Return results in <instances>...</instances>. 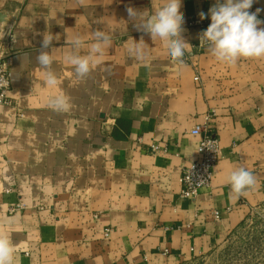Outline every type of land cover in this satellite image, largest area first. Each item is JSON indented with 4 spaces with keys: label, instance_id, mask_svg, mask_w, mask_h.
<instances>
[{
    "label": "crops",
    "instance_id": "0c3cea01",
    "mask_svg": "<svg viewBox=\"0 0 264 264\" xmlns=\"http://www.w3.org/2000/svg\"><path fill=\"white\" fill-rule=\"evenodd\" d=\"M163 2L0 0V58H11L12 75V105L0 106V232L15 264H180L224 243L264 204V58L229 66L206 47L194 53L216 0H182L190 62L172 63L163 42L127 13ZM256 9L264 21V0L249 11ZM195 19L203 27L189 26ZM97 29L111 34V45L81 80L65 59L66 40L79 35L86 54ZM49 34L55 88L35 59ZM141 37L148 57L130 58L131 38ZM57 94L70 98L68 111L49 106ZM211 111L222 158L212 189L184 200L182 169L198 157L190 132ZM239 167L257 182L237 199L225 180Z\"/></svg>",
    "mask_w": 264,
    "mask_h": 264
},
{
    "label": "clouds",
    "instance_id": "9594fccd",
    "mask_svg": "<svg viewBox=\"0 0 264 264\" xmlns=\"http://www.w3.org/2000/svg\"><path fill=\"white\" fill-rule=\"evenodd\" d=\"M254 2L255 0H216L209 9L211 23L199 34V40L200 46L206 47L216 61L231 66L241 59L264 58V27H260L264 21L258 19L260 9L249 11ZM181 7L182 0H164L160 7L151 10H137L129 6L127 13L138 31L149 34L152 41H162L168 50L170 61L182 65L185 52L191 51V45L182 36L184 15ZM200 18H206L203 12L200 13ZM92 38L93 42L86 54H81L85 41L79 35L66 40L69 48L65 59L81 80L86 79L101 63L105 49L111 45V34L103 30H95ZM54 39L56 37L52 34L44 36L40 52L35 58L39 68L45 73V84L50 88H55L59 82L52 68L55 62L52 50L47 51L52 48ZM126 50L130 58L137 60H145L149 55L148 44L143 37L139 41L131 38ZM30 62L29 55L25 53L22 65L26 68ZM48 103L57 112H66L71 108L70 98L64 94L50 97ZM225 182L230 187V197L238 199L246 196L257 181L251 171L239 167L227 175ZM0 264H15L14 246L3 232H0Z\"/></svg>",
    "mask_w": 264,
    "mask_h": 264
},
{
    "label": "built area",
    "instance_id": "2783aa9c",
    "mask_svg": "<svg viewBox=\"0 0 264 264\" xmlns=\"http://www.w3.org/2000/svg\"><path fill=\"white\" fill-rule=\"evenodd\" d=\"M202 20L195 19L189 23V26L203 27ZM204 47L200 46V41L192 45L194 53H199ZM11 58H0V106H11L12 99L9 93L12 89V75L10 72ZM184 64L190 62L188 53L185 52L183 57ZM181 65V64H180ZM196 81L199 77L195 78ZM215 111H211L205 117L203 125L195 126L191 130V135L197 139V153L198 157L194 161L189 162L182 169L180 179L181 193L180 198L184 200H194L199 197L203 191H210L212 189L214 180V171L219 161L222 158V150L217 134L212 130L211 123L215 118ZM157 150L152 146V151ZM22 205L11 207L9 212L14 213L22 210ZM219 213L214 212V216L219 218ZM110 231H106L108 236ZM193 252V249H191Z\"/></svg>",
    "mask_w": 264,
    "mask_h": 264
},
{
    "label": "rangeland",
    "instance_id": "374dc122",
    "mask_svg": "<svg viewBox=\"0 0 264 264\" xmlns=\"http://www.w3.org/2000/svg\"><path fill=\"white\" fill-rule=\"evenodd\" d=\"M180 264H264V204L255 207L224 243Z\"/></svg>",
    "mask_w": 264,
    "mask_h": 264
},
{
    "label": "water",
    "instance_id": "95a60500",
    "mask_svg": "<svg viewBox=\"0 0 264 264\" xmlns=\"http://www.w3.org/2000/svg\"><path fill=\"white\" fill-rule=\"evenodd\" d=\"M3 20H1V22H2Z\"/></svg>",
    "mask_w": 264,
    "mask_h": 264
}]
</instances>
